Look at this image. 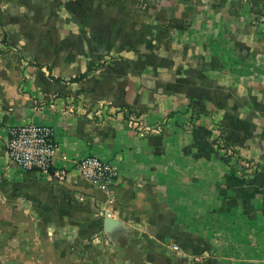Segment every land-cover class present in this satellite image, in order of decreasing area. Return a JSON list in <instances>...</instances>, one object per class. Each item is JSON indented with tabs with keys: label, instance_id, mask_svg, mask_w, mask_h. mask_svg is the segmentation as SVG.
Listing matches in <instances>:
<instances>
[{
	"label": "crops",
	"instance_id": "crops-1",
	"mask_svg": "<svg viewBox=\"0 0 264 264\" xmlns=\"http://www.w3.org/2000/svg\"><path fill=\"white\" fill-rule=\"evenodd\" d=\"M30 124L64 180L8 161ZM0 264H264V0H0Z\"/></svg>",
	"mask_w": 264,
	"mask_h": 264
},
{
	"label": "built area",
	"instance_id": "built-area-1",
	"mask_svg": "<svg viewBox=\"0 0 264 264\" xmlns=\"http://www.w3.org/2000/svg\"><path fill=\"white\" fill-rule=\"evenodd\" d=\"M57 143L49 126L30 124L8 130L6 156L8 161L23 172L37 173L62 181L67 172L54 168ZM80 177L100 192H107L115 183L117 172L110 163L94 156H87L74 163Z\"/></svg>",
	"mask_w": 264,
	"mask_h": 264
},
{
	"label": "rangeland",
	"instance_id": "rangeland-1",
	"mask_svg": "<svg viewBox=\"0 0 264 264\" xmlns=\"http://www.w3.org/2000/svg\"><path fill=\"white\" fill-rule=\"evenodd\" d=\"M68 6H66L64 8V10L68 11L66 8ZM48 10V9H47ZM38 21L40 22H54V23H60V24H83L84 20L83 17L80 18L79 16H75V15H69L68 13L65 15H58V14H48V15H39L38 16Z\"/></svg>",
	"mask_w": 264,
	"mask_h": 264
},
{
	"label": "trees",
	"instance_id": "trees-1",
	"mask_svg": "<svg viewBox=\"0 0 264 264\" xmlns=\"http://www.w3.org/2000/svg\"><path fill=\"white\" fill-rule=\"evenodd\" d=\"M83 77H84V75H81V76H79L78 78L73 79L72 81L80 80V79H82Z\"/></svg>",
	"mask_w": 264,
	"mask_h": 264
}]
</instances>
